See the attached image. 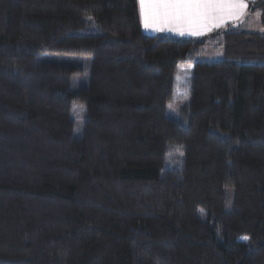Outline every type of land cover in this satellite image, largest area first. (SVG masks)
Segmentation results:
<instances>
[{
    "label": "trees",
    "instance_id": "trees-1",
    "mask_svg": "<svg viewBox=\"0 0 264 264\" xmlns=\"http://www.w3.org/2000/svg\"><path fill=\"white\" fill-rule=\"evenodd\" d=\"M250 11L263 31L214 33L203 60L204 38L145 34L138 0H0V264H264V0Z\"/></svg>",
    "mask_w": 264,
    "mask_h": 264
},
{
    "label": "snow or ice",
    "instance_id": "snow-or-ice-1",
    "mask_svg": "<svg viewBox=\"0 0 264 264\" xmlns=\"http://www.w3.org/2000/svg\"><path fill=\"white\" fill-rule=\"evenodd\" d=\"M247 8L246 0H138L140 21L146 30H167L180 36H199L229 20H239Z\"/></svg>",
    "mask_w": 264,
    "mask_h": 264
},
{
    "label": "rangeland",
    "instance_id": "rangeland-1",
    "mask_svg": "<svg viewBox=\"0 0 264 264\" xmlns=\"http://www.w3.org/2000/svg\"><path fill=\"white\" fill-rule=\"evenodd\" d=\"M263 1V0H262ZM255 1H252L251 3H254ZM248 4L247 13L240 18L239 20L232 21L231 24H226L225 26L217 27L211 29L208 33H203L197 37H192L191 39H202L204 38V41L206 45H204L197 57V59H203V60H218L222 59L223 53L222 48L220 45H215L211 42L214 33H217V35L231 26L233 27L234 24L240 23L238 26L239 30H245L247 32H262L263 29L260 25V15L258 12H251L250 11V5ZM250 11V12H249ZM248 15V16H247ZM247 16V17H246ZM211 37L208 39V36ZM158 35H167L164 31H160ZM221 35V34H219ZM173 36L175 35H170ZM183 39V38H181ZM215 42L217 41V37H215ZM190 70L191 66L189 65H182L179 67V70L177 71L176 77H175V96L171 102H169L166 106V115L173 119V120H182V108L187 102L189 101V76H190ZM169 104L172 105V108H169ZM72 119L75 123V133L78 134L80 132V129L82 127V120H83V108L80 105L73 106V110L71 112Z\"/></svg>",
    "mask_w": 264,
    "mask_h": 264
},
{
    "label": "crops",
    "instance_id": "crops-1",
    "mask_svg": "<svg viewBox=\"0 0 264 264\" xmlns=\"http://www.w3.org/2000/svg\"><path fill=\"white\" fill-rule=\"evenodd\" d=\"M252 1H255V0H246L247 4L251 3ZM245 13H247V9H246V12H245ZM246 17H247V16H246ZM232 21H233V20H229L227 23H228V24H231ZM227 23H225V24H223V25H221V26L223 27V26H225ZM141 25H142V30H143V32H144L145 34H147V35L155 36V35H158V33L160 32V31H152L151 29L146 30V29L144 28V26H143L142 23H141ZM221 26H219V27H221ZM209 31H210V30H209ZM209 31H206V32H204V33H208ZM164 32L167 33V35H168V34H170V35H175V37H178V38H192V37L194 38V37H197V36H189V35L180 36V35L176 34L175 32H170V31H167V30H165ZM202 34H203V33H202Z\"/></svg>",
    "mask_w": 264,
    "mask_h": 264
}]
</instances>
